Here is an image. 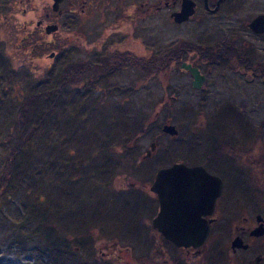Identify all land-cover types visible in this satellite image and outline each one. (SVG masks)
Returning <instances> with one entry per match:
<instances>
[{"label":"rangeland","instance_id":"rangeland-1","mask_svg":"<svg viewBox=\"0 0 264 264\" xmlns=\"http://www.w3.org/2000/svg\"><path fill=\"white\" fill-rule=\"evenodd\" d=\"M9 2H6L7 9ZM17 3L18 0L11 6L13 17L0 10V175L8 149L16 139V136L10 134L16 109L30 94L44 89H39V82L52 85L56 81L55 77H60L63 65L79 56L92 55L93 47L97 48L91 45L93 47H89L87 53L76 52L74 45L68 44L70 38L77 39L71 32L63 33L70 36L69 39H57L54 44H46L47 39L42 30L37 29L33 23H20L22 16L25 19L38 17L40 4L32 6L23 15L17 9L21 10L23 3ZM173 32L166 15H154L155 62L166 54L174 38ZM61 45L64 61L59 59L54 63L49 55ZM68 46L73 47V53L70 51L66 54ZM153 63L141 62L142 70L134 63L109 68L106 76L94 84L96 87L92 91L96 97L105 95L104 102L99 106L78 98L79 94H86L87 91L85 83L76 85L79 91L68 101L71 117L78 118L79 126L75 125L73 134L59 140V150L53 151L58 146L53 145L51 140L56 141L61 134L56 128L49 138H37L36 142L27 143L24 150L17 153L12 166L10 190L6 188L0 200V264H80L87 261V258L91 264H172L170 249L173 246L160 239L157 241L151 226L154 208L152 212L146 210L151 204V197L147 190L142 191L140 188L144 185L148 187L151 182L153 170L147 169L151 163L154 166L170 165L179 158L186 159L188 153L183 154L181 150L191 141L186 138V134L188 127L191 129L192 123L198 122V112L180 109L172 100L173 95L183 96L185 89L180 84L184 79L172 71L167 63L155 68ZM251 85L257 86H251L250 89L254 95L253 101H258L262 85L259 81ZM107 88L109 90L105 93ZM116 89V93H109ZM260 96L263 99L264 95ZM191 97L197 101L196 95ZM113 114L120 120L118 124ZM189 118L192 120L188 121ZM141 119L142 125H149V128L139 133ZM167 119L168 125L174 124L178 128L175 136L161 131V124ZM219 122L226 121L220 119ZM219 122L215 123V134L204 131L206 139L218 134ZM211 124L214 127V123ZM35 136L38 137L39 132ZM125 139L130 141V146H124ZM152 141L155 142L154 151L143 159L145 149L149 148ZM201 146L204 148L205 144ZM122 150L124 152L120 155ZM152 157L154 162L146 160ZM106 158H110L107 163ZM123 160L127 163V169L121 171ZM68 174L78 180L74 186L66 185L64 176L67 175V180L71 179ZM94 182H111L108 192L112 199L108 204L98 205L102 200L94 197L93 192L82 201L79 199L80 184L87 187ZM130 182L134 186L125 189L126 185L130 186ZM69 187L73 188L69 190ZM134 191L139 200L125 196ZM58 202L67 203V208L76 205L58 212L53 210ZM136 202L140 208H144L146 215L137 208H130L136 207ZM44 210L51 217L49 219L52 220L53 229L56 228L67 238L71 249L65 254L61 253L63 255L55 261L57 255L49 257L37 250L44 237L36 234L31 238L27 234L36 222L34 213ZM219 210L223 211L220 203L217 204V212ZM28 211L33 213L29 218L32 221L25 222L22 218ZM149 213L151 217H148ZM15 229H19L23 236L26 235L25 246H15L17 242L13 244ZM158 243L171 255H154V246ZM90 251L94 254L92 257L88 255ZM177 254L183 264L201 262L199 256L185 257L184 253Z\"/></svg>","mask_w":264,"mask_h":264},{"label":"flooded vegetation","instance_id":"flooded-vegetation-1","mask_svg":"<svg viewBox=\"0 0 264 264\" xmlns=\"http://www.w3.org/2000/svg\"><path fill=\"white\" fill-rule=\"evenodd\" d=\"M7 1L0 0V10L13 17L11 6L16 0H10L9 9ZM18 3H23L21 10L17 8L23 15L40 4L38 17L22 16L20 23H33L42 30L46 44L69 39L63 33L71 32L77 39L70 38L68 44L74 45L76 52L87 53L95 45L92 55L79 56L72 62L78 70L88 64L100 76L124 63H134L142 70L141 62H154V15L167 16L174 38L161 58L184 79L180 87L185 89L182 97L173 95L172 100L180 109L197 110L198 122H193L191 129L188 127L186 138L191 141L181 150L188 153L186 159L179 158L170 165L151 163V182L140 189L150 194L155 217L159 212V193L150 191L149 186L160 169L181 162L199 168L202 185L217 195L212 211L200 215L209 227L202 245L179 247L154 228L158 242L160 239L173 246L171 255L158 243L154 255L169 254L173 257L172 264H183L177 252L185 257L199 256V264H264V97L260 96L264 95V0H18ZM188 7L193 11L185 17ZM66 48V54L73 50ZM62 49L63 45L49 55L54 63L64 61ZM185 67L197 69L202 77L199 87L193 86L194 75ZM257 80L262 89L259 100L253 101L250 87L256 86L251 84H258ZM191 95L198 97L196 102ZM220 119L226 122L220 123ZM168 120L161 124V131ZM216 122L220 124L218 134L206 139L204 131L215 134ZM201 144H205L204 148ZM154 148L152 141L142 158H148ZM150 159L154 162V157L146 160ZM172 179L163 182V188L171 189ZM189 179L192 185H197V177ZM129 185L134 186L132 182ZM132 196L139 199L136 194ZM200 201L201 196L194 194L192 205L197 213L201 212L197 209ZM219 203L223 211L217 212ZM197 213L191 216L195 218Z\"/></svg>","mask_w":264,"mask_h":264},{"label":"trees","instance_id":"trees-1","mask_svg":"<svg viewBox=\"0 0 264 264\" xmlns=\"http://www.w3.org/2000/svg\"><path fill=\"white\" fill-rule=\"evenodd\" d=\"M161 60L163 61V64L161 63ZM164 63H166V61L164 60V58L160 57V59H158L157 62H155L154 59L153 65L154 68L160 65H161L160 67H162ZM102 76L105 77L106 74L104 73V75L101 76L98 74L96 75L94 69H92L88 64L86 65L83 64V68L78 70L75 62L66 63L65 65H63L61 69L60 77L57 75V77H55L56 81L53 82L52 85L49 84V82H44V81L39 82V89L40 87L44 89L30 94L27 100L24 103L22 102L21 105L16 109L14 115L15 120H13V126H12L13 129H11V133H10L16 136V139L12 147L8 149V155L6 157V161L3 164L5 166L2 170V174L0 175V200H1V196H3V191L6 188L7 191L10 190L9 188L10 181L12 178V171L14 169V167L12 169V166L14 165L15 157L18 152L24 150V147L27 143H30L31 141L36 142L39 138H49L50 134H52V132L55 131L56 128H58L61 134H59V136L55 139L56 141L51 140L53 145L58 146L56 149H53V151H57L59 150L60 147V145H58L59 140L73 134V131L75 130L76 126H79L77 121L78 118L77 119L72 118L70 112L68 111L71 106L70 104H68L69 99L71 98L72 100L79 91L76 85L78 86L85 83V88L87 93L86 94L82 93L79 94L78 96V98L80 99L82 98L81 100H83V102L88 100L90 101V104L93 106L94 105L99 106L104 102L105 95L96 97L94 94H92L93 89L96 87L94 84L97 83L99 79H102L103 78ZM74 84L75 86H73ZM108 90L109 88L106 89L105 93L108 92ZM116 92L117 89L112 90L109 93H116ZM76 106H78V104H76ZM114 116L116 119L115 123L118 124L120 120L116 115L113 114V117ZM140 122H141V126L138 131L139 133L149 128V125L146 124L142 125V119L140 120ZM38 132H39V136L36 137L35 135ZM32 138H36V139H32ZM126 141L127 139H125L124 141L125 143L124 146L126 147L130 146L129 145L130 141L127 142ZM122 152H124V150L121 151L120 155L122 154ZM70 161L71 160L69 159L68 162ZM109 161L110 158L108 159L106 158V163ZM126 165H127L126 161L123 160L122 166L120 167L121 171L127 169ZM147 169L149 170L150 167H148ZM68 176H70L71 179L67 180V175L64 176L66 177L64 179L66 185L74 186V182L78 180H74L70 174H68ZM110 184L111 182L110 183L94 182L93 184L87 187L80 184V187H78V189L80 190L78 192V195H80L79 199L82 201L84 197L86 198L88 195H91V193L93 192L94 197L97 196V198L100 201L102 200V203L100 202L98 205L101 206L106 203L108 204V201L112 199L111 193L108 192V188L110 187ZM126 186L127 188H125V186L123 188L130 189L132 187L128 185ZM70 188L73 187H69L67 189L71 190ZM136 191L132 192V194L135 195ZM132 194L128 193L125 196H127L128 198H132ZM64 203L65 202H58L53 208V210L59 212V210L61 209H69L76 205L75 204L67 208L68 207L67 203L65 204ZM77 205H80V203ZM130 208H137L139 209V212H144V208L143 207L140 208L137 202H136V207L130 206ZM153 208H154V203L151 202V204L146 208V210L152 212ZM47 212H48L47 210H44V211H39L38 213H34L36 222H34V225L31 227L30 231L27 232V234L29 233L31 238L34 237V235L36 234L44 237L41 240L40 245H38L39 248L37 250H40L43 254L49 257H52V254L57 255L56 258L54 259L55 261L58 256L61 257L63 254H65L67 251L71 249L68 245L67 238L63 236L61 233H59L56 230V228L53 229L51 223L52 220L49 219L51 217L47 216ZM31 215H33V213L28 211L26 212V215H24L22 219L26 220L25 222L32 221L31 219H29ZM151 216L152 214L149 213L148 217ZM3 219L7 220V218H3ZM25 236L26 235L23 236V233H21L20 230L17 229L14 232V235L12 236L13 244L17 242L14 244L15 246L18 247L20 245L21 247L25 246L24 245L25 244L24 238H26ZM10 246L12 245H9V247ZM88 255L92 257V255L94 254L93 252L90 251ZM87 259H88L87 261H84L80 264H91L88 262L89 258Z\"/></svg>","mask_w":264,"mask_h":264},{"label":"water","instance_id":"water-1","mask_svg":"<svg viewBox=\"0 0 264 264\" xmlns=\"http://www.w3.org/2000/svg\"><path fill=\"white\" fill-rule=\"evenodd\" d=\"M192 11L188 7L185 17ZM185 68L190 69L194 75L193 86L199 87L202 77L197 74V69ZM163 130L170 134L177 133L174 125H164ZM170 177H173L171 181L174 186L171 189L163 188V182ZM190 177H197V185L191 184ZM201 177L199 168L178 162L160 169L149 187L150 191L155 190L159 193V212L152 218L151 224L153 228L160 230L167 240L179 247H199L208 234V223L200 215L202 212L206 211L205 213L209 214L212 211L213 200L217 194L212 195L213 192H209V189L202 185ZM194 194L201 196V201L197 205V209L201 212L198 213L192 205ZM204 194H207V197H204ZM171 213L174 215L171 216ZM192 213L194 215L197 213V216L193 218Z\"/></svg>","mask_w":264,"mask_h":264}]
</instances>
